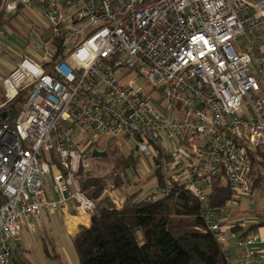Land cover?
<instances>
[{
    "label": "built area",
    "instance_id": "obj_1",
    "mask_svg": "<svg viewBox=\"0 0 264 264\" xmlns=\"http://www.w3.org/2000/svg\"><path fill=\"white\" fill-rule=\"evenodd\" d=\"M1 4L9 16L36 9L47 27L36 43L45 52L27 50L2 80L0 264H11L23 225L33 232L56 211L95 214L74 176L107 139L131 142L141 160L158 159L164 176L147 202L178 184L200 203L206 231L222 247L235 240L232 264H261L255 233L238 237L229 226L250 192L245 146H264V0ZM122 69L133 78L117 75ZM216 181L229 200L210 208Z\"/></svg>",
    "mask_w": 264,
    "mask_h": 264
},
{
    "label": "trees",
    "instance_id": "obj_2",
    "mask_svg": "<svg viewBox=\"0 0 264 264\" xmlns=\"http://www.w3.org/2000/svg\"><path fill=\"white\" fill-rule=\"evenodd\" d=\"M12 17L5 22L0 17V26L8 24ZM110 141H105L107 148L103 151H110L115 160L112 175L96 178L87 173L80 181L81 192L96 204V211L90 225L79 227L71 238L78 264H227L222 245L206 231L200 203L178 184H173L169 194L155 202L137 200L139 191L128 195L121 207H115L108 196L102 197L103 191L109 188L108 181L112 190L118 189L124 185L128 172L132 175L138 172V157L118 154L116 149H111ZM245 150L250 160L251 194L253 186L262 183L264 146H245ZM158 163V159L153 161L151 177L160 183L162 174ZM228 199V187L216 181L208 207H224ZM247 213L252 216L255 211ZM230 224V232L238 237L256 233L264 226V222L258 221L245 227L241 220L233 218ZM17 252L13 256L11 250V263L33 264L22 260Z\"/></svg>",
    "mask_w": 264,
    "mask_h": 264
},
{
    "label": "rangeland",
    "instance_id": "obj_3",
    "mask_svg": "<svg viewBox=\"0 0 264 264\" xmlns=\"http://www.w3.org/2000/svg\"><path fill=\"white\" fill-rule=\"evenodd\" d=\"M35 11L38 10L35 9L34 12L27 11V15H13L14 17L9 20L8 24H6L4 27L0 26V42L4 44V53L6 54V59L10 64H14L16 66L20 62L21 57L27 55V50H30V52H35L36 54H43L45 52V49L43 47L39 49V47L36 46V43L42 41V31L46 30L47 24L38 13H35ZM28 16H30L33 20L30 21ZM0 17H2L1 20L3 22H5L10 17L9 15L5 14L1 0ZM46 33L47 32L45 31V34ZM68 48H70V45ZM124 73H126V79L133 78V73L126 72L124 69L116 72L117 75ZM247 105L248 103L246 99H243L240 115H247ZM110 140L111 141L109 143L111 144V149H116L118 154L123 153L124 155H136L135 149L131 142L123 143V141L120 139ZM105 141L106 140H103L101 143L97 144L99 148H94V150L105 152L107 157L104 159H91L90 155L88 159L89 166L87 169L79 168L76 171L74 176L75 185L80 191V181L84 179L85 174L88 173L92 177L96 178H109L112 175L115 160L113 156L110 155V151H103V148H107ZM53 161L56 160L53 159ZM137 165V174L132 175L131 172H128L125 183L120 188L112 190L110 185L111 182L108 181L109 188H106L103 191L102 197L104 195L108 196L115 207H121L124 204L126 197L135 191H139L137 200L147 202L148 198L153 199V197L156 196L155 185L158 184V182L155 181L153 177H151L153 173V161H148L146 159L141 160V158L138 157ZM54 172H56L55 168ZM260 172L262 183L253 186L254 188L251 194L249 192V195L241 200L239 208L234 210L235 215L231 217L233 219L241 220L245 227L257 223L258 221L264 222V169H262ZM163 176L164 175L162 174V178ZM44 184L46 193L48 196H50L51 190H53L52 180L49 177H46ZM159 185L161 184L159 183ZM72 189H74V186ZM160 198L161 197L155 198V201ZM249 211H255V213H253L252 216H249L247 213ZM57 214L59 213L56 211L53 214L46 215L40 224H36L35 230L33 232L26 230L23 225L22 230L18 235L17 241H12L10 245L13 256L15 255V251H18L16 253L18 257L33 264H78L77 255L71 238L66 232L64 221ZM75 214L76 213L71 212L68 215ZM62 216L64 217V215ZM86 217L89 220L91 219V216ZM138 239L141 243V238L138 237ZM262 254V258L264 259L263 250Z\"/></svg>",
    "mask_w": 264,
    "mask_h": 264
},
{
    "label": "crops",
    "instance_id": "obj_4",
    "mask_svg": "<svg viewBox=\"0 0 264 264\" xmlns=\"http://www.w3.org/2000/svg\"><path fill=\"white\" fill-rule=\"evenodd\" d=\"M4 44L0 42V109L4 106L5 104V98H4V91L2 89V79L5 77L7 74H9L12 69L15 67L14 64H10L7 59H6V54L4 53ZM59 213V212H58ZM62 218L64 221L65 227H66V232L72 238L79 230V227H88L90 225V220L80 214H75V215H67V216H62L61 213L57 214ZM255 246L256 250L259 254V259L260 263L264 264V259L262 250L264 251V226L260 227L256 233H255ZM223 252L224 256L227 259L228 263H234L236 261L237 257V248L235 244V240H228L224 245H223Z\"/></svg>",
    "mask_w": 264,
    "mask_h": 264
},
{
    "label": "water",
    "instance_id": "obj_5",
    "mask_svg": "<svg viewBox=\"0 0 264 264\" xmlns=\"http://www.w3.org/2000/svg\"><path fill=\"white\" fill-rule=\"evenodd\" d=\"M5 117V114H3V118ZM107 157V154L105 152H101V151H98V150H92L91 151V159H104ZM176 245V243H175Z\"/></svg>",
    "mask_w": 264,
    "mask_h": 264
}]
</instances>
